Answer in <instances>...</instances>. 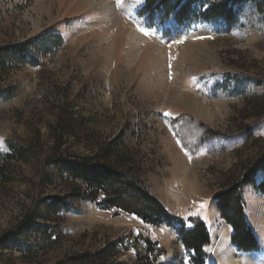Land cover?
<instances>
[{
  "label": "rangeland",
  "instance_id": "obj_1",
  "mask_svg": "<svg viewBox=\"0 0 264 264\" xmlns=\"http://www.w3.org/2000/svg\"><path fill=\"white\" fill-rule=\"evenodd\" d=\"M123 1L137 6L134 17L119 12L118 0H0V48L28 45L26 57L0 73V90L15 92L8 99L0 93V153H11L8 142L34 149L26 162L10 163V182L0 180V239L7 243L0 264H58L121 241L115 264H134L145 240L163 250L158 264H191L172 229L116 215L100 198H70L73 185L44 164L63 110L94 132L69 139L63 152L91 156L94 137L122 138L149 194L187 228L189 220L206 225L205 264H264L263 197L243 188L257 254L232 245L214 201L264 152V102L257 100L264 97V1L235 5L230 23L187 27L158 14L149 21L140 14L146 0ZM206 2L203 9L215 0ZM33 196L63 199L68 209L47 215L38 208L36 222L58 238L29 252L7 234Z\"/></svg>",
  "mask_w": 264,
  "mask_h": 264
},
{
  "label": "trees",
  "instance_id": "obj_2",
  "mask_svg": "<svg viewBox=\"0 0 264 264\" xmlns=\"http://www.w3.org/2000/svg\"><path fill=\"white\" fill-rule=\"evenodd\" d=\"M206 1L208 0H146L140 14L147 15L149 21L158 14L163 20L172 18L176 24L186 27L195 20L205 25L218 21L230 23L234 19L233 7L247 0H215L203 9ZM197 3L200 7L196 11L194 5ZM50 46L48 42V47ZM27 47L26 44L13 49L0 48V73L20 63L19 61L26 57ZM0 93L5 99L15 95L12 88L0 90ZM257 100L264 102V97ZM84 127L82 120H76L67 110H63L51 132L52 145L44 161V164L50 165L60 177L73 185L70 198L93 203L100 198V205L106 210L114 211L116 215L125 214L143 224L172 229L178 242L191 255V264H205V250L211 245V235L206 225L200 220H189L191 227L187 228L185 222L174 219L163 205L149 194L140 178L139 168L129 156L122 138L101 141L94 137L96 144L91 156L77 157L63 152L62 148L69 139L84 135L92 139L94 132H84ZM7 145L11 153H0V180L3 183L11 181L10 163L26 162L34 153L33 147L28 144L8 142ZM241 171L214 201L221 219L232 229V245L239 252L257 254L260 246L246 220V204L242 192L245 186H249L255 194L264 199V152L245 162ZM43 173L40 174V182L45 180ZM39 207L47 215L68 209L63 199L53 198L47 201L39 200L37 196L32 197L24 218L7 234V237L22 243L29 252L36 251L42 243L55 244L58 238L53 229L36 222L35 217H41L37 216ZM52 234L55 240H51ZM145 243L147 248L144 257L137 256L134 264H158L157 258L163 250L156 248L157 245L151 244L149 240H145ZM122 244L123 241L111 242L100 250L77 254L58 264H115L114 260L119 256L118 246ZM4 248H7L5 237L0 239V249Z\"/></svg>",
  "mask_w": 264,
  "mask_h": 264
},
{
  "label": "bare ground",
  "instance_id": "obj_3",
  "mask_svg": "<svg viewBox=\"0 0 264 264\" xmlns=\"http://www.w3.org/2000/svg\"><path fill=\"white\" fill-rule=\"evenodd\" d=\"M100 2L101 3H105L106 2V0H100ZM118 5H119V7L121 8V10L120 9H118V10H120L119 12H123V9H126V10H129V13L132 15V17H134V13H135V10L137 9V6L136 5H133V6H127L125 3H124V1L123 0H119V3H118ZM128 12V11H127ZM127 12H125V13H127ZM130 16V15H129ZM247 260V259H246ZM245 260V261H246ZM235 264H244V260H240V261H238V262H236Z\"/></svg>",
  "mask_w": 264,
  "mask_h": 264
},
{
  "label": "snow or ice",
  "instance_id": "obj_4",
  "mask_svg": "<svg viewBox=\"0 0 264 264\" xmlns=\"http://www.w3.org/2000/svg\"><path fill=\"white\" fill-rule=\"evenodd\" d=\"M118 3H119V0H118ZM140 30L143 31L146 35L148 34V32L145 29L141 28Z\"/></svg>",
  "mask_w": 264,
  "mask_h": 264
}]
</instances>
